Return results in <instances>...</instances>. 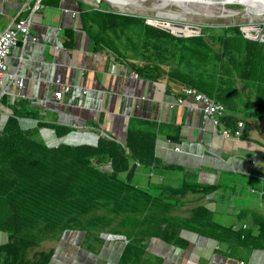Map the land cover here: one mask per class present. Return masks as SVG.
Instances as JSON below:
<instances>
[{
  "label": "crops",
  "instance_id": "1",
  "mask_svg": "<svg viewBox=\"0 0 264 264\" xmlns=\"http://www.w3.org/2000/svg\"><path fill=\"white\" fill-rule=\"evenodd\" d=\"M31 1L0 0V28L29 16ZM95 2L42 4L31 27L38 42L24 45L20 41L6 58L8 72L0 90H7V104L3 97L1 112L10 116L11 105L26 100L41 120L68 127L62 137L50 127L40 129L50 147L97 144L101 136L124 144L132 122L151 123L157 128L155 152L161 166L139 170V182H134L142 167L137 165L132 181L157 195L161 189L151 184L179 187L185 181L214 184L223 179L224 184L210 193L188 192L170 199L175 205L173 214L188 217L201 205L214 212L212 219L218 225L234 229L253 225L258 234L255 217H264V113L256 106L257 81L235 71L218 76L217 87L227 93L228 115L244 123L241 136L227 137L223 123L215 125L201 103L192 97L177 102L186 85L141 77L113 55L95 50L81 13L82 9H100ZM69 29L74 32L71 48L64 44ZM62 85L71 90L57 98ZM19 122L23 129L37 125L34 119L20 118ZM179 236L177 242L160 236L147 238L135 249L137 255L130 264H264V247L232 251L228 236L218 239L186 228ZM127 244L122 235L110 232L88 236L85 231L66 230L60 238L43 241L41 250H53L49 264H122Z\"/></svg>",
  "mask_w": 264,
  "mask_h": 264
},
{
  "label": "trees",
  "instance_id": "2",
  "mask_svg": "<svg viewBox=\"0 0 264 264\" xmlns=\"http://www.w3.org/2000/svg\"><path fill=\"white\" fill-rule=\"evenodd\" d=\"M59 2L44 0L42 4L58 6ZM81 13L95 50L113 55L139 76L194 86L225 105L227 93L217 87L218 76L235 71L257 81L256 106L264 113V41L247 37L242 25L218 30L198 27L200 32L190 31L196 26L174 27L187 34L179 36L138 15L102 8L82 9ZM65 35L64 44L71 48L73 30ZM125 36L127 43L123 44ZM128 50L134 51L133 58L141 56L144 61L133 60ZM165 52L175 65H162L167 60ZM3 103L7 104L5 97ZM20 118L37 120V125L23 129ZM222 123L233 132L239 119L227 114ZM42 127L54 129L59 137L69 131L41 120L28 101L20 100L11 105V115L0 131V231L8 235L7 242L0 244V264H49L53 250L35 249L45 240L60 238L66 230L85 231L88 236L100 231L125 236L128 244L122 264H130L137 255L135 249L147 238L181 241L184 228L218 239L228 236L232 251L264 247L261 215L255 217L256 234L253 225L238 229L218 225L212 219L214 212L201 205L188 217L173 214L175 205L170 199L188 192L210 193L224 184L223 179L214 184L185 181L179 187L151 184L161 189L157 195L132 181L137 165L161 166L155 152V125L132 122L124 144L101 136L97 144L61 143L57 147L46 144ZM170 138L177 140L178 136Z\"/></svg>",
  "mask_w": 264,
  "mask_h": 264
},
{
  "label": "rangeland",
  "instance_id": "3",
  "mask_svg": "<svg viewBox=\"0 0 264 264\" xmlns=\"http://www.w3.org/2000/svg\"><path fill=\"white\" fill-rule=\"evenodd\" d=\"M95 1H96L95 3L98 2L97 7L99 5V7L102 9L113 10V11H117L121 13L127 12L126 14L142 16L146 18V22L157 23V24L160 23L161 25L169 27L171 29L176 27L174 25H177V24H185L187 26H193V27L196 26L199 28H204L206 26L215 27V29L217 30L219 28H222L228 25L240 24L242 25V27L250 26L251 29H245V31L248 34H250V36L253 37V33H254L253 29L256 31H259V28L257 26L264 25V15L255 16L254 14L246 11L245 8L238 3L228 4L227 9H230V10H226V11H223L214 6L195 5L192 7L191 11L184 12L180 8L178 7L176 8V6H173V5L162 8V9H158L154 6L153 1L131 3L128 7H125V8L116 7L113 4L109 3L107 0H100V2L98 0H95ZM262 1L264 0H250V3L252 4V2L258 3ZM167 13H170V14H167ZM168 15H170V17H168ZM190 31L197 32L196 30L192 28L190 29ZM126 32H128V30H126ZM135 38L137 39V37ZM122 43L123 44L127 43L126 36L123 37ZM133 52L134 51L132 50H128V53L131 55L132 58H133L132 56ZM164 55L167 58L165 62L166 64L163 63L164 66L170 67L176 64V61L174 59L172 60L168 56L169 55L168 52H165ZM133 60H135L139 64H141L144 61L141 56H138V58H133ZM145 167L147 166H142L141 168L137 169L136 177L133 179L134 182L136 181L139 182L138 180L139 170H147ZM145 180L147 179H143L142 181H145ZM7 240H8L7 233L0 231V243L1 244L2 242L6 243ZM41 249H42V246L40 245L39 247L35 249V251H38Z\"/></svg>",
  "mask_w": 264,
  "mask_h": 264
},
{
  "label": "built area",
  "instance_id": "4",
  "mask_svg": "<svg viewBox=\"0 0 264 264\" xmlns=\"http://www.w3.org/2000/svg\"><path fill=\"white\" fill-rule=\"evenodd\" d=\"M33 4L30 7V15L27 17H21L16 20L14 26L9 27L7 29L0 28V86L4 78L7 76L8 65L6 62V58L10 55L12 50L18 46L20 41L26 45L28 42H38V37L31 33V27L33 25V17L34 15L41 9L43 0H32ZM100 2V0H98ZM245 29V27H243ZM250 35V34H247ZM256 35H253V38H256ZM71 90V86L62 85L61 89L55 93L57 98H62L64 93L69 92ZM7 94V90H0V131L3 130L5 123L9 117V115L1 112L2 109V98ZM185 97H192L196 101L202 104L203 112L211 117L213 123L215 125H222V119L229 112L227 107L215 99L209 97L204 92H201L198 88L186 85L183 88V96L177 99L179 104L184 102ZM174 106V104H172ZM244 127L243 122H239L237 128L232 132L225 126L223 127V135L230 136H241L242 129Z\"/></svg>",
  "mask_w": 264,
  "mask_h": 264
},
{
  "label": "bare ground",
  "instance_id": "5",
  "mask_svg": "<svg viewBox=\"0 0 264 264\" xmlns=\"http://www.w3.org/2000/svg\"><path fill=\"white\" fill-rule=\"evenodd\" d=\"M108 1H110V3L113 4L114 6L121 7V8L128 7L131 3L153 1L154 3L153 2L152 3L158 9H162V8L173 5V6H176V8L177 7L180 8L184 12L191 11L192 7L195 5L214 6V7H217L219 9L223 10V11H226V10H230V9H227L228 4L238 3V4L242 5L246 11L254 14L255 16L256 15H258V16L264 15V1L258 2V3L252 2V4L250 3V0H108ZM125 13H127V12H125ZM167 14H170V13H167ZM178 14H180V13H178ZM168 17H170V15H168ZM171 17H173V16H171ZM245 29H251V28H250V26H248V27H245Z\"/></svg>",
  "mask_w": 264,
  "mask_h": 264
},
{
  "label": "water",
  "instance_id": "6",
  "mask_svg": "<svg viewBox=\"0 0 264 264\" xmlns=\"http://www.w3.org/2000/svg\"><path fill=\"white\" fill-rule=\"evenodd\" d=\"M108 1V0H107ZM109 3H110V1H108ZM149 23V22H148ZM150 24H153V25H155V26H158V27H160V28H162V29H165V30H167V31H169V32H171V33H174V34H176V35H179V36H185V35H187V34H185V33H180V32H177V31H175L173 28L171 29V28H169V27H166V26H163V25H161L160 23L159 24H157V23H150ZM174 26H176V27H178V28H191L190 26H187V25H185V24H177V25H174ZM258 28H259V31H256V39H260V40H264V25H259V26H257ZM194 30H196L197 32H200L201 30L198 28V27H194ZM242 30H243V33L246 35V36H249V35H247V32L245 31V29L242 27ZM123 238H125V236H122Z\"/></svg>",
  "mask_w": 264,
  "mask_h": 264
}]
</instances>
